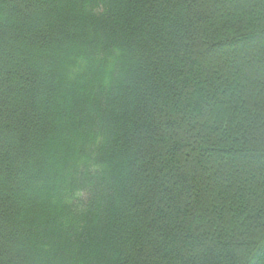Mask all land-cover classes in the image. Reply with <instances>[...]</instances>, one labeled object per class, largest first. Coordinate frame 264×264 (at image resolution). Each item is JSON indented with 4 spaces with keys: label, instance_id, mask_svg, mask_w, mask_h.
<instances>
[{
    "label": "trees",
    "instance_id": "1",
    "mask_svg": "<svg viewBox=\"0 0 264 264\" xmlns=\"http://www.w3.org/2000/svg\"><path fill=\"white\" fill-rule=\"evenodd\" d=\"M0 264H264V0H0Z\"/></svg>",
    "mask_w": 264,
    "mask_h": 264
}]
</instances>
